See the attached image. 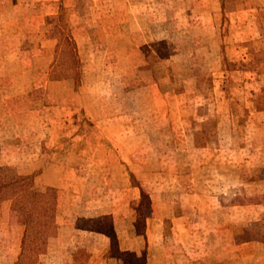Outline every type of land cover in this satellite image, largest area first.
<instances>
[{
    "label": "rangeland",
    "instance_id": "obj_1",
    "mask_svg": "<svg viewBox=\"0 0 264 264\" xmlns=\"http://www.w3.org/2000/svg\"><path fill=\"white\" fill-rule=\"evenodd\" d=\"M0 99H25L12 111L38 113L37 148L46 100L53 111L76 112L81 123L71 116L70 129L91 128L86 143L101 144L79 164L105 174L107 192L132 191L133 203L140 197L121 222L132 232L112 237L110 255L91 238L101 264L133 261L143 249L150 264H188V242L203 236L211 210L264 202L262 182L257 195L245 191L264 180V0H0ZM73 150L52 153L54 176L27 186L25 214L8 218L17 228L15 260L23 217L39 216V192L66 191L68 183L85 190L69 171ZM47 159L21 176L35 177ZM5 205L0 224L11 210ZM139 210L148 213L144 223ZM145 223L153 227L148 239L140 235ZM3 234L0 262L8 264Z\"/></svg>",
    "mask_w": 264,
    "mask_h": 264
},
{
    "label": "crops",
    "instance_id": "obj_2",
    "mask_svg": "<svg viewBox=\"0 0 264 264\" xmlns=\"http://www.w3.org/2000/svg\"><path fill=\"white\" fill-rule=\"evenodd\" d=\"M54 68L55 66H52L49 70L47 69V73L53 74ZM15 100L24 101L25 99H0V170L7 177L25 175L27 167L35 166L42 157L47 159L48 154L50 158L54 151L59 153L69 145L75 148L73 151L76 161L75 167L69 171L75 175L77 179L75 183L83 184L85 189L77 191L72 183H68L63 187L66 191H60L58 188L61 186L57 187L58 190L49 188L51 193L47 190L45 192L38 190L40 192L35 198V200L39 199L38 207H40L37 220L47 221L50 219L49 222L52 224L54 232V236L47 243L45 253L40 256L44 258L43 264H101L99 253L102 254V251H97L94 247L95 242L91 238L103 240L107 247L105 254L110 255L112 251L109 244L114 245L111 241L112 237L119 239V236L123 234L128 238L129 231L132 232L131 228L123 229L121 222L128 217L131 218V215L135 213L134 209L140 205V197L134 198L135 202L133 203L132 191L107 192L106 188L101 187L106 183L107 176L105 177V174L101 172L91 171V169L85 170L84 166L79 164L85 162L83 157H88V152L94 155L101 150V144L93 138L92 144L86 143L85 137L89 132L93 133L91 128L82 126L74 130L70 129V120H73L71 116L76 117V126L81 123V118L76 112L58 113V111H53L52 104L54 102L52 99L46 100L47 107L38 117L43 119L44 129H42L41 144L37 148L36 140L39 136L37 135L39 129H36L35 126L38 113L33 110L32 106L27 111H21L20 114L16 111L13 112L12 104ZM35 100L31 99V105L35 104ZM28 104L30 106V99ZM23 122L27 125L26 127H23ZM69 130L72 139L66 142L64 138ZM49 158L46 162L51 160V163H47L45 170L34 177L31 189L41 187L38 184L41 180L54 176L53 172H56L54 169L57 167L58 161L55 160L56 158ZM65 170L67 171V168ZM90 175L96 176L93 179L98 182L92 184V187L87 184V180L91 179ZM103 182L105 183L103 184ZM259 182L264 184V180L258 181V179L248 183V187L245 189L248 196H255L259 193L256 190L258 188L256 185H260ZM61 183L63 182L61 181ZM97 185H99L98 188ZM7 203L8 205H5L4 208L9 206V201H0V205ZM2 214V219L6 221L0 224V230L4 232L3 236L7 239V249L9 248L7 254L9 257L11 256L8 264H13L15 259L12 254L14 247L12 240H14V231L17 228L8 220L11 218L13 221V214H17V212L5 210ZM208 216L205 219L203 236L199 235L198 239L194 238L191 243L188 242V264H264V202L229 208L218 207L211 210ZM103 217L110 219L111 235L95 232L96 229L92 224L84 222ZM148 219L149 216L144 221ZM143 226L144 237L140 235L144 239L146 237L148 239L153 227H148L146 223ZM146 243L151 246V241H146ZM79 251L81 254L84 252V259H81ZM134 257L133 261L129 260L122 264H150V260L146 259L144 249ZM39 258L37 264L40 263Z\"/></svg>",
    "mask_w": 264,
    "mask_h": 264
},
{
    "label": "trees",
    "instance_id": "obj_3",
    "mask_svg": "<svg viewBox=\"0 0 264 264\" xmlns=\"http://www.w3.org/2000/svg\"><path fill=\"white\" fill-rule=\"evenodd\" d=\"M66 42L71 43V53L75 51L73 38L69 34L65 37ZM74 54V53H72ZM34 175L17 176L7 178L0 170V201H9L11 210L18 214H25L27 204L23 198L24 189L33 183ZM26 216V215H25ZM23 217L22 220V237L19 244V250L16 260L13 264H37L38 258L45 253L48 241L54 236L52 224L48 221H38ZM147 214L138 211V220L144 223ZM86 224L91 223L96 229L95 232L110 234L112 224L109 218H98L84 221ZM111 235V234H110ZM144 237V234L141 233Z\"/></svg>",
    "mask_w": 264,
    "mask_h": 264
}]
</instances>
